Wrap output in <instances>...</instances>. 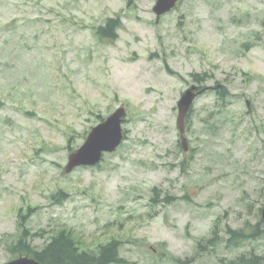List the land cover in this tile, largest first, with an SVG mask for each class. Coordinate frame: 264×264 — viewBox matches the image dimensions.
Segmentation results:
<instances>
[{
	"label": "rangeland",
	"instance_id": "obj_1",
	"mask_svg": "<svg viewBox=\"0 0 264 264\" xmlns=\"http://www.w3.org/2000/svg\"><path fill=\"white\" fill-rule=\"evenodd\" d=\"M155 2L0 0V264L27 255L20 240L39 249L59 230L82 248L118 239L129 264L264 252V0H179L160 16ZM115 15L117 37L97 36ZM193 72L209 79L186 117L185 150L177 101L199 84ZM118 106L120 145L65 173ZM20 208L32 210L23 226ZM215 223L223 239L227 226L261 232L197 255Z\"/></svg>",
	"mask_w": 264,
	"mask_h": 264
},
{
	"label": "trees",
	"instance_id": "obj_2",
	"mask_svg": "<svg viewBox=\"0 0 264 264\" xmlns=\"http://www.w3.org/2000/svg\"><path fill=\"white\" fill-rule=\"evenodd\" d=\"M120 25L121 21L118 15L108 16L103 24L97 25L94 30L96 35L101 38H115L117 37V29ZM190 76L192 81L199 83V88L202 87V82L209 79L206 74L197 72L191 73ZM215 95L216 103L223 106L226 104L229 92L225 86H219L216 88ZM188 115L189 113H187L186 117H188ZM153 191L155 192L154 195H157V188H153ZM58 195L63 196L65 194L60 190ZM154 195L151 199L152 201L157 202V198ZM169 199L170 198H167L166 196L165 198H162L161 201H169ZM28 211H32L31 208H28L25 214L21 208L17 212V221L19 225H24V220L29 213ZM217 227V223H215L211 229V236L197 241V255L202 249H208V247L213 246L220 241H224L225 246L230 248L242 244V242L251 237L258 236L261 232L259 224L252 226L249 230H245L244 228L231 229L227 226L224 231L228 234V237L223 239L219 236V230ZM24 233L27 234L28 232L25 230ZM19 245L25 254L34 257L41 264H129L127 259L120 256L121 242L115 238L100 243L92 249L82 248L67 231L59 230L51 235L47 242L39 249H33L28 242H23L21 240ZM195 256L196 254L185 258H173V260L175 261V264H192L195 260ZM219 262L221 264H264V252L257 253L251 249L249 252L240 254L231 259L225 260L222 258Z\"/></svg>",
	"mask_w": 264,
	"mask_h": 264
},
{
	"label": "water",
	"instance_id": "obj_3",
	"mask_svg": "<svg viewBox=\"0 0 264 264\" xmlns=\"http://www.w3.org/2000/svg\"><path fill=\"white\" fill-rule=\"evenodd\" d=\"M178 0H156L153 11L160 16L170 11ZM196 84L187 87L177 101L176 126L179 132L180 143L183 149H187V138L185 133V118L197 95L205 90L198 89ZM125 115L123 106H118L111 114L94 125L83 143L69 153L64 172H71L80 166H94L98 164L105 153L113 152L122 142L124 133L122 122ZM261 219L264 223V204L261 209ZM3 264H41L34 257L22 255Z\"/></svg>",
	"mask_w": 264,
	"mask_h": 264
}]
</instances>
